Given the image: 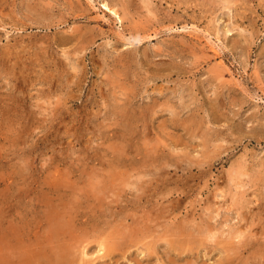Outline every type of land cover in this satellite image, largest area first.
Listing matches in <instances>:
<instances>
[{"label": "rangeland", "instance_id": "rangeland-1", "mask_svg": "<svg viewBox=\"0 0 264 264\" xmlns=\"http://www.w3.org/2000/svg\"><path fill=\"white\" fill-rule=\"evenodd\" d=\"M67 251L264 264V0H0V264Z\"/></svg>", "mask_w": 264, "mask_h": 264}, {"label": "bare ground", "instance_id": "bare-ground-1", "mask_svg": "<svg viewBox=\"0 0 264 264\" xmlns=\"http://www.w3.org/2000/svg\"><path fill=\"white\" fill-rule=\"evenodd\" d=\"M56 230H59V229H56ZM105 248H106V246H104V249ZM57 255L58 256L56 258H54V260H52V262H54L53 264H69L70 263L69 258H68L70 256L69 251L63 252V253L59 252V253H57ZM25 259H28V258L27 257L21 258L22 264H31L29 260H25Z\"/></svg>", "mask_w": 264, "mask_h": 264}]
</instances>
